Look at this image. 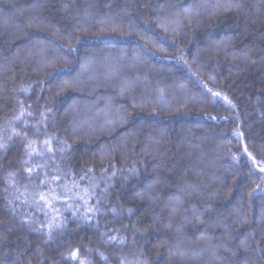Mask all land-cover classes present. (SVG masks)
Listing matches in <instances>:
<instances>
[{
  "label": "trees",
  "instance_id": "trees-1",
  "mask_svg": "<svg viewBox=\"0 0 264 264\" xmlns=\"http://www.w3.org/2000/svg\"><path fill=\"white\" fill-rule=\"evenodd\" d=\"M205 2L216 0H0V129L11 124L20 130L27 121L28 137L38 148L46 136L66 141L70 149L63 156L57 151L49 164L68 173L69 184L75 176L81 189L89 185L80 176L92 168L88 176L99 185L88 200L99 211H89L84 220L85 209L74 216L73 209L62 208L66 226L49 240L9 211L6 174L27 176L24 144L13 138L0 151V264H119L120 257L131 260L141 252L148 264H181L162 246L178 235L166 227L173 197L189 209L187 221L173 220L189 242L205 230L193 205L205 221H224L207 229L213 243L225 229L232 236L215 256L206 252L182 264H243L245 257L248 264H264L258 250L264 249V173L248 155L264 161V0H240L242 12L204 16L199 23L194 18L189 26L185 10ZM157 17L179 22L180 35L164 33ZM39 21L51 27L29 28L25 35L24 26ZM113 21L122 25L123 36L100 31ZM145 29L164 39L166 53L151 45V55L139 50L143 41L136 33ZM59 46L79 51L69 64L45 63V54L63 55ZM177 49L187 65L177 63ZM85 57L87 71L80 67ZM64 81L73 86L60 87ZM161 90L165 103L158 101ZM22 109L25 115L16 120ZM188 185L191 195L182 191ZM141 193L159 199L142 200ZM244 217L247 223H241ZM104 233L122 236L126 244L110 243ZM246 238L252 244L247 253L239 248Z\"/></svg>",
  "mask_w": 264,
  "mask_h": 264
},
{
  "label": "snow or ice",
  "instance_id": "snow-or-ice-1",
  "mask_svg": "<svg viewBox=\"0 0 264 264\" xmlns=\"http://www.w3.org/2000/svg\"><path fill=\"white\" fill-rule=\"evenodd\" d=\"M14 6V5H13ZM43 5H41L42 7ZM203 9L201 11L200 9ZM235 11L240 13L243 11L240 0H216L215 3L205 2L204 4L197 7L195 11L192 8L186 9L184 12V18L188 21L189 26L192 24L193 19L195 18L197 23L204 16H208L209 18L217 15L220 12H229ZM85 16L88 15V10L85 9ZM3 13H0L2 16ZM157 26L164 32L169 33L171 31L173 39L180 35V28L182 25L179 22H175L169 20L167 18H159L156 19ZM176 23V27L170 28V25ZM19 27V26H18ZM35 27L37 30L43 31L45 29H49L51 25L44 24L43 21H39L36 23L29 22L24 26L23 31L25 35H30L27 32V29ZM111 31L121 33V36L124 35L122 25L112 22L111 28L101 27L100 31ZM151 32V35L147 33ZM132 29L129 27V35H131ZM53 34H58V31ZM138 38L143 41V44H138L137 47L141 52L151 55L149 53L148 45H151L157 52L166 53V49L164 48V39L160 37L156 32H152L151 29H145L144 32L136 33ZM16 37H13L15 39ZM79 42V38H76ZM60 51L63 55H54L52 57H48L47 54L44 56V62H63L64 64L71 63V57L74 53H78L77 48L69 47L67 50L64 49L63 46H59ZM38 50L40 52L46 53L45 46H38ZM178 55L176 57L177 63H183L185 65L188 64V60L183 53L182 50L177 49ZM199 55V53H197ZM161 58L171 59L170 56L165 55ZM193 62H196V58L193 57ZM255 63V61H252ZM80 67L87 71L89 68L88 58L85 57V62L80 65ZM189 71L191 68L189 66ZM83 76V72L78 74L77 79ZM89 79L91 77H88ZM73 86L71 82L64 81L61 83L60 87H70ZM206 87V86H205ZM27 92V89H24ZM124 89H121V94L123 95ZM211 91V89H209ZM214 96H219L220 93L213 92ZM158 101L160 103H165L164 92L161 90L160 95L158 97ZM25 115L23 109L20 112V115L16 117V120H21ZM29 116L32 115L31 112L28 113ZM45 119L44 113H41V122ZM214 119V118H213ZM24 127L20 130L13 125H9L7 129H0V151H6L9 142L13 140V138L21 139L24 144V156L25 158L22 161V171L27 173V176H22L21 173L18 172H8L6 174L4 193L7 200V203L11 206L9 211L13 216L20 215L22 219V223H27L33 231L40 232L42 235H47L49 240L54 238V233L63 231L66 226V220L61 216V209H73V215L79 214V209H85L84 213L80 218L84 220H88V212L91 211L93 215L99 211V208H94L88 204V200L92 196V189L98 187L99 185L94 180V178H90L88 173L93 171L92 168L87 169V171L80 176V181H87L89 187L81 189L79 187V181L76 180L75 176L72 177V182L69 184L68 181V173H64L59 166L52 168V165L49 164V160L53 158L55 153L58 151L63 156L67 150L70 149V145L67 144L66 141H61L56 137L46 136L42 142V147H37L38 141L34 139H30L28 137V124L27 121H23ZM41 134L40 128L37 126L35 128V135L39 136ZM238 136H242L243 134L239 132V130L235 133ZM53 141L57 144L61 145L58 149L53 148ZM245 152H247V148L245 147ZM249 158L252 160V163L259 167V171L264 173V161H257L251 153H248ZM37 158L38 161H37ZM236 159V157H233ZM111 167H114L110 165ZM52 168L51 171L49 169ZM115 175V172H113ZM264 180V177H261ZM27 181V182H24ZM192 185H188L183 188L182 191L191 195ZM260 186L257 185V188ZM255 191V189L253 190ZM251 196V193H249ZM140 198L143 200L145 198L152 200L155 202L157 198L152 197L151 193H141ZM83 201V204H79L77 207L78 201ZM63 201V203H60ZM99 203V201H97ZM169 211L171 215L169 216L166 227L176 228L177 237L174 243H169V241H163L162 246H167L169 252L173 257H179V260L182 264L183 261L187 259H192L198 254H204L206 252H211L215 256V251L217 248L227 247L225 241L231 240V233H228L227 229H225V233L222 234L221 238L217 240L216 243H213L214 237L210 235L207 231L210 227H223L224 221L217 220L215 222L205 221L202 216L203 214L198 211V209L193 205L191 207V212L196 220L199 221V224L204 226V232L200 235L199 239L195 242H189L186 238H184L181 233V226L179 224L173 223L175 217L179 216L182 221H187L189 219L187 213L189 209L183 207L184 201H182L179 197H173L169 200ZM19 208L20 212L17 213L16 209ZM207 211V209L205 210ZM131 214V210H129ZM40 213L43 215V220H40L35 214ZM234 215H239V213H234ZM261 219L264 221V210L261 211ZM248 220L244 217L241 223H247ZM39 224L40 227H36ZM46 229V232L44 231ZM104 236L107 237L108 242L118 245H125L126 240L124 237L119 235H111L109 233H104ZM253 243H255V237L252 238ZM239 248L242 249L245 253H247L250 249H252V244L249 243L248 238L240 242ZM261 253H264V249H258ZM231 255L235 257L237 255V251L229 249ZM69 257L72 259H77L76 251H69ZM103 257V253H101ZM107 260V257H103ZM83 264V261L80 262ZM119 264H148V261L143 258V253L141 252L138 256H134L133 259H128L127 257H120ZM243 264H248L247 257H245Z\"/></svg>",
  "mask_w": 264,
  "mask_h": 264
},
{
  "label": "rangeland",
  "instance_id": "rangeland-1",
  "mask_svg": "<svg viewBox=\"0 0 264 264\" xmlns=\"http://www.w3.org/2000/svg\"><path fill=\"white\" fill-rule=\"evenodd\" d=\"M28 175V174H27ZM60 203H63V201H61ZM17 210H20L19 208H17ZM43 216V215H42Z\"/></svg>",
  "mask_w": 264,
  "mask_h": 264
}]
</instances>
